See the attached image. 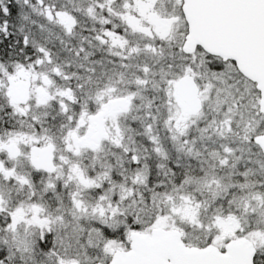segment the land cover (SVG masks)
Segmentation results:
<instances>
[{
  "label": "snow or ice",
  "instance_id": "6c2138e0",
  "mask_svg": "<svg viewBox=\"0 0 264 264\" xmlns=\"http://www.w3.org/2000/svg\"><path fill=\"white\" fill-rule=\"evenodd\" d=\"M0 264H264V0H0Z\"/></svg>",
  "mask_w": 264,
  "mask_h": 264
}]
</instances>
